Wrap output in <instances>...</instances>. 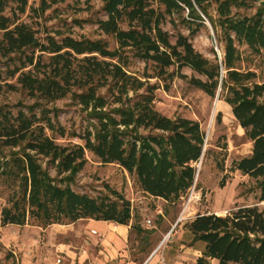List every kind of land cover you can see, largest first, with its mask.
<instances>
[{"label":"trees","instance_id":"1","mask_svg":"<svg viewBox=\"0 0 264 264\" xmlns=\"http://www.w3.org/2000/svg\"><path fill=\"white\" fill-rule=\"evenodd\" d=\"M60 1L39 0L38 8L31 11L40 17ZM92 1L84 0L88 5ZM100 1L104 17L97 18L96 28L112 36L113 48L103 39L74 37L70 30L40 38L31 24L21 20L30 9L28 0H0V57L18 61L6 69L0 93L3 88L19 89L28 99L47 103L73 95L82 107L94 110L96 119L94 132L77 133L57 124L43 109L0 111V147H22L10 160L0 161L1 173L19 182L1 209V225L47 227L86 218L128 225L133 218L131 204L117 190L109 189L113 198H95L71 188L72 177L86 163V152L102 163L118 164L143 193L167 202L178 200L192 186L205 134L195 120L170 118L155 109L156 86L126 70L129 57L153 65L155 74L146 79L171 80L176 75L186 79L181 70L189 67L202 77L188 78L191 85L211 97L220 88L219 95L252 142L251 153L236 161L234 168L259 181L263 201L264 102L260 99L264 84L254 82L253 71L235 66L240 60L237 44L264 53V3L254 16L240 17L232 14V8H246L258 0H215L217 18L212 23L220 29L224 44L219 61L196 51L188 36L177 33L172 40L162 28L167 15L180 16L187 10L182 22L193 34L197 28L191 24L203 23L196 8L205 14L211 0ZM171 67L174 70L169 71ZM109 106H116L112 114L102 111ZM139 129L149 133L139 135ZM73 138L81 142L57 141ZM39 157L65 178L56 183ZM185 227L193 242L204 245L199 262L208 257L219 264H264V211L257 206L239 207L225 215L197 214Z\"/></svg>","mask_w":264,"mask_h":264},{"label":"rangeland","instance_id":"2","mask_svg":"<svg viewBox=\"0 0 264 264\" xmlns=\"http://www.w3.org/2000/svg\"><path fill=\"white\" fill-rule=\"evenodd\" d=\"M263 3L264 0H258L250 3L246 8H232V14L240 17H252L257 11L262 10ZM10 6L13 7L14 5ZM28 6L30 9L27 10L25 15L21 16V20L31 24L38 31L40 38H44L47 34H50V32L52 34L56 30H70L69 32L74 37L84 36L93 40L103 39L108 42L110 48L115 47L112 36L104 35L96 28L97 18L104 17L100 0H94L89 5L84 0H62L50 9L45 10L40 17H36V14L31 11V9L38 8L39 0H28ZM196 9L203 19V23L202 25L198 23L191 24L192 29L197 28V31L193 34L182 22L183 18H187V10L180 16L177 14L167 15L162 28L172 35V40H174L177 33L188 36L196 51L209 60H213L216 56L220 61L223 57L224 44L220 40V29L212 23L217 18L216 2L215 0L210 1L205 14L198 8ZM237 48L240 60L235 66L236 69L253 71L256 74L254 82L264 84V53L256 54L245 44H237ZM15 60L11 62L0 57V80L5 77L8 66H13L18 62ZM125 68L129 73L156 86L154 91L156 110L170 118L185 117L195 120L205 134L203 151L196 165L192 186L174 204L167 205V216L170 220L175 221L178 215L182 213L185 205L187 207L182 216L186 219L205 213L225 215L231 210L245 206H257L259 210L264 211V200L259 199V181L241 174L240 171L234 168L236 161L251 153L252 142L234 118L231 107L225 102L224 96L219 95L220 88L217 94L211 97L191 85L188 78L192 76L202 77L189 67H184L181 70V73L187 76L186 79L176 75L171 80H162L158 77L146 79L145 76L155 74L153 65H146L134 57L128 58ZM172 70H174V67L169 69V71ZM8 82L15 84V80H8ZM260 101L264 102V96ZM31 107L37 113L40 109H43L49 117L57 124L64 126L67 131L81 133L87 129L92 132L95 130L94 110L91 107H82L73 95L47 103L28 99L19 89L16 92L2 89L0 93V111L17 112L19 109L27 111ZM114 107L116 106H109L102 109V111L112 114L111 109ZM148 133L147 130H138L139 135H147ZM57 141L61 144L81 142L75 138L58 139ZM21 149L22 147H0V161L10 160ZM85 158L84 167L74 174L69 183L73 190L95 198L105 195L113 198L109 189L117 190L130 201L134 214L135 211H139L138 206L142 204L148 209L145 217L150 223L145 221L146 226L156 225V231L166 229L167 225L162 217L150 213V209L154 208L155 205L139 189L134 177L130 176L116 163H102L90 152L85 153ZM38 160L42 168L47 170L50 178H53L56 183L65 178L66 174H58L57 169L48 164L46 159L39 157ZM18 183L14 177H7L0 171V264H49L50 261L56 262L58 257H60L58 264H61L62 258L59 251H55V243L68 240V235H66L67 237L59 234L55 236L54 230L51 231L50 227L47 228L48 226L40 227L32 224L23 226L1 225V209L8 205V197L18 190ZM165 206V204L161 206L162 211L166 210ZM140 219L142 221V217ZM133 232L132 236H134ZM166 233V237L159 240L162 243L161 245L170 242L171 236ZM156 238V235L150 237V242L156 243L155 241L159 239ZM130 246L138 249L135 243H130Z\"/></svg>","mask_w":264,"mask_h":264},{"label":"crops","instance_id":"3","mask_svg":"<svg viewBox=\"0 0 264 264\" xmlns=\"http://www.w3.org/2000/svg\"><path fill=\"white\" fill-rule=\"evenodd\" d=\"M145 195L155 205L150 213L160 215L165 221L167 226L164 231H156V225L148 227L144 224L148 209L143 204L138 206L139 211H135V214L131 207L133 218L128 225L91 218L70 224H52L47 228L54 230L55 236L68 235V240L55 243V251H59L62 258L61 264H219L215 258L207 257L203 258V262L198 261L202 258L204 245L198 241L193 242L192 234L185 227L196 215L188 219L181 216L178 221L180 214L175 221H171L167 216V205L174 204L175 201L167 202L162 198ZM163 204L166 205L164 211L161 209ZM138 229L147 230L148 233H142ZM165 233L171 239L169 244L161 245L159 240L166 237ZM155 235L159 239L156 243H151L150 237ZM130 243H135L138 249L131 248ZM59 258L49 264H58Z\"/></svg>","mask_w":264,"mask_h":264},{"label":"built area","instance_id":"4","mask_svg":"<svg viewBox=\"0 0 264 264\" xmlns=\"http://www.w3.org/2000/svg\"><path fill=\"white\" fill-rule=\"evenodd\" d=\"M186 207H187V206L185 205V207L183 208V211H182L180 217L178 218V221L181 219V216H182V214L184 213ZM178 221H177V222H178ZM177 222H176V223H177ZM146 223H150V221H149V220H146ZM59 262H60V260L58 259V260H57V263H59Z\"/></svg>","mask_w":264,"mask_h":264},{"label":"water","instance_id":"5","mask_svg":"<svg viewBox=\"0 0 264 264\" xmlns=\"http://www.w3.org/2000/svg\"><path fill=\"white\" fill-rule=\"evenodd\" d=\"M219 91V90H218Z\"/></svg>","mask_w":264,"mask_h":264}]
</instances>
